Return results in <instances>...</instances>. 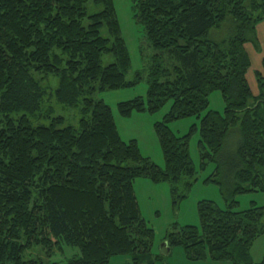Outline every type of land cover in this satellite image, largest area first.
<instances>
[{
	"label": "trees",
	"instance_id": "trees-1",
	"mask_svg": "<svg viewBox=\"0 0 264 264\" xmlns=\"http://www.w3.org/2000/svg\"><path fill=\"white\" fill-rule=\"evenodd\" d=\"M131 1L153 54L129 81L131 59L113 0H0V264H58L24 256L64 246L79 250L66 264H110L117 256L132 264L163 261L152 254L154 231L141 216L134 183H168L176 205L178 187L196 174L189 151L196 133L201 168L218 164L204 183L220 187L226 208L198 203L200 228L172 227L165 247L183 248L191 262L255 264L251 249L264 234V207L237 212L235 198L264 193V59L255 73L257 95L247 81V46L260 52L264 0ZM90 4L102 11L89 14ZM222 29L225 40L209 38ZM107 55L114 61L105 66ZM36 76L56 78L57 88L47 91ZM144 78L146 98L120 103L118 111L130 118L172 103L155 125L163 169L136 141L123 142L112 110L95 99ZM215 92L223 113L208 110ZM46 98L79 108L78 127H63L62 118L34 126L31 117ZM189 118L199 120L189 134L170 130ZM234 134L236 149L225 155Z\"/></svg>",
	"mask_w": 264,
	"mask_h": 264
},
{
	"label": "rangeland",
	"instance_id": "rangeland-1",
	"mask_svg": "<svg viewBox=\"0 0 264 264\" xmlns=\"http://www.w3.org/2000/svg\"><path fill=\"white\" fill-rule=\"evenodd\" d=\"M113 2L116 9L117 20L121 27L122 37L125 40L131 59V70L127 75V80L132 81L137 72L147 69L153 51L149 48L147 41L144 39L142 27L136 24L133 19L132 1L113 0ZM100 11H102L101 7L89 5V14L99 13ZM227 37L228 33L226 29L213 31L209 36V38L214 41L225 40ZM247 49L250 53L253 51L250 45L247 46ZM113 61L114 59L110 55L103 57V64L105 66L111 64ZM36 77L42 80L43 86L49 92L56 89L58 86L56 78L49 77L48 79H43L42 76ZM247 81L252 91L254 80L247 78ZM147 89V81L144 78L143 81L134 88L97 93L95 99L104 101L112 110L117 130L123 142L129 143L130 141H136L141 155L148 158L157 167L163 169L165 166L164 159L155 131V125L163 121L165 115L169 113L172 103H167L157 114L133 113L130 118H123L118 111V104L120 103L128 102L138 97L145 99ZM49 109L52 110L51 117L46 115ZM224 109L225 103L221 93H213L210 96V106L208 110L223 113ZM17 117L18 116H13L14 119ZM54 118H62L64 121L63 127H78L81 118L80 109L66 108L58 104L55 100H48L46 98L41 111L36 114V117H31V121L34 126H49ZM194 125H199V120L196 118H189L176 121L170 124L169 128L176 136L182 137L189 134L191 127ZM235 134L231 138H228L226 142L225 155H232L236 149L238 137ZM199 140L200 136L196 133L191 138L189 144V151L196 169V174L194 178L188 181L185 180L178 187L177 196L179 198L177 199L176 205H174L171 186L168 183L154 184L146 179H138L134 183L135 195L141 216L148 227L154 231L155 237L152 254L155 258L157 256L164 257H162L163 261L160 260L154 262V264H231L229 262L216 263L210 260L204 262H191L187 259L183 248L176 247L168 251L165 247L166 235L172 227L177 225L179 227L192 226L200 228L198 203L202 201H211L221 209L226 208L225 199L222 196L220 187L212 183H204L208 178L214 177L218 164L211 163L206 168H201V160L198 151ZM186 182L192 184L190 191L186 190ZM235 201L238 203L236 208L237 212L247 211L251 209L254 204L257 207H264V193L259 192L239 195L235 198ZM77 254H79L77 248L64 246L62 250L55 248L49 255L45 248L39 247L27 251L24 259L26 261L42 260L43 262L66 264L71 257ZM251 257L255 264L263 263L264 234L253 244ZM110 264H132V262L127 256H117L110 261Z\"/></svg>",
	"mask_w": 264,
	"mask_h": 264
},
{
	"label": "crops",
	"instance_id": "crops-1",
	"mask_svg": "<svg viewBox=\"0 0 264 264\" xmlns=\"http://www.w3.org/2000/svg\"><path fill=\"white\" fill-rule=\"evenodd\" d=\"M257 38L260 46V52H256L254 49L251 51V53L248 51L250 58H251V69L247 75V78L253 79V87H252V92L254 95L258 94L257 90V83L255 80V73L257 72H262V63L264 59V23L260 24L257 27ZM255 64V65H254Z\"/></svg>",
	"mask_w": 264,
	"mask_h": 264
}]
</instances>
